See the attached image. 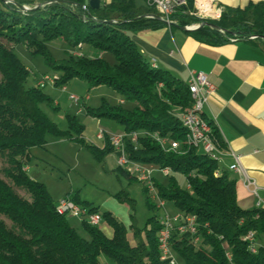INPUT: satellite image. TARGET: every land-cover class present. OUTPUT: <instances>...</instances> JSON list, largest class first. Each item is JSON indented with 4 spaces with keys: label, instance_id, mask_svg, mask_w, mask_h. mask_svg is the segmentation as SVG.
Returning a JSON list of instances; mask_svg holds the SVG:
<instances>
[{
    "label": "trees",
    "instance_id": "obj_1",
    "mask_svg": "<svg viewBox=\"0 0 264 264\" xmlns=\"http://www.w3.org/2000/svg\"><path fill=\"white\" fill-rule=\"evenodd\" d=\"M90 1L0 0V264H105L104 257L115 264H168L161 259L158 246L159 216L152 215L140 227L132 213L126 225L112 212H102L77 193H69L67 197L77 204L101 213L111 230L108 234L101 226L82 221L84 235L67 215L58 213L46 184L29 175L25 168L32 148L45 147L50 136L83 145L101 162L116 149L109 135L103 146L89 141L84 135L86 126L76 114H66L67 129L48 116L44 103L60 107L44 88L27 85L30 70L15 52L17 44L41 55L60 73L56 86L79 78L90 89L111 86L124 98L125 103L103 101L96 108L82 103L87 115L112 119L126 132L145 130L181 143L177 151L165 150L150 134L140 137L138 145L126 143L130 159L171 169L166 182L155 177L160 197L197 218L199 244L188 233L173 237L179 258L186 264H231L230 251L235 264H264V207H240L236 178L218 160L187 143L181 113L192 105L188 82L169 69L153 67L133 38L143 30L199 24L186 32L200 42L249 41L264 46V0L246 6L224 5L220 18L211 19L179 9L171 16V24L153 6L138 5L136 0L102 1L99 8L91 7ZM189 1L192 7L193 0ZM55 39L70 47L63 59H57L48 46ZM84 45L113 54L116 62L76 52ZM208 122L212 138L225 150L218 128ZM117 171L136 179L121 167ZM178 174L185 177L187 187L180 184ZM144 190L149 208L158 210ZM115 198L134 209L135 200L126 191ZM250 231L257 232L261 243L256 253L243 239Z\"/></svg>",
    "mask_w": 264,
    "mask_h": 264
},
{
    "label": "crops",
    "instance_id": "obj_2",
    "mask_svg": "<svg viewBox=\"0 0 264 264\" xmlns=\"http://www.w3.org/2000/svg\"><path fill=\"white\" fill-rule=\"evenodd\" d=\"M102 1L111 2L112 0H100L101 3ZM216 1L221 6H246L250 2L262 0ZM136 3L147 6L146 0H136ZM175 28L183 33H177ZM133 38L149 60L153 58L156 60L157 67L170 70L173 68L178 74L176 76L187 82L192 72L202 71L216 85L217 90L211 96L203 115L205 120L216 125L225 142L226 149L219 161L220 166L236 178L240 207L258 208L259 203H264V46L249 41L211 45L196 40L185 29L171 26L160 30L139 31L133 35ZM89 54L95 56L91 52ZM99 56L104 55L101 53ZM39 78H36L35 85ZM86 96L90 98L89 94ZM87 101L85 104L88 103ZM122 102L125 103L124 99ZM77 111V113H84L82 107ZM96 119L100 121L99 118L91 117V120ZM100 128L108 133L125 131L124 126L121 127L123 130L117 132L101 125ZM95 144L103 146L104 141L101 140ZM116 163L118 168V156ZM238 165L242 167V172L235 169ZM27 167L29 172L31 169ZM249 182L253 183L248 184ZM178 211L177 209L175 213ZM113 214L119 219L115 213ZM72 223L82 229L80 220L78 223ZM104 230L111 234L110 229ZM131 242L134 243V239ZM104 263L114 264L107 258L104 259Z\"/></svg>",
    "mask_w": 264,
    "mask_h": 264
},
{
    "label": "rangeland",
    "instance_id": "obj_3",
    "mask_svg": "<svg viewBox=\"0 0 264 264\" xmlns=\"http://www.w3.org/2000/svg\"><path fill=\"white\" fill-rule=\"evenodd\" d=\"M174 30L179 34L183 33L180 29L175 28ZM48 46L57 59L65 58L67 51L70 50L68 44L60 39L49 42ZM14 50L30 70L28 86H35L36 78L45 74L54 75L59 73L47 65L41 55H33L25 45L17 44ZM76 51L88 54L91 52L95 56H99L102 53L109 62H116L113 54L103 53L90 45H84V47L76 49ZM171 71L178 76L173 68H171ZM65 85L68 88L67 91H63V88L59 86L48 85L44 88L46 93L54 99L55 104H59L60 108L54 109L46 103L42 105L48 116L56 121L62 129H67L66 114L70 113L76 114L81 122L85 123L84 135L89 141L94 143L101 141L97 138L98 130L101 129L100 125L114 132L123 130L121 128L123 126L112 119L91 120L90 116L87 117L85 115V110L84 113H77L81 104L75 105L70 99V94H76L80 97L89 94L90 98L87 101V105L94 108L102 105L103 101H107L110 104L123 103V96L116 92L114 88L108 85H100L90 89L88 83L79 78H74ZM125 105L130 106L127 103ZM112 153L108 154L105 160L101 162L83 145L68 138L50 136L49 142L45 147L32 148L28 165L31 170L28 173L35 180L45 183L56 201L69 193H77L80 199L99 207L100 211L115 213L125 224L130 223V216L135 213L137 224L143 227L152 215H162L163 209L152 211L149 208L143 184L139 180L131 179L124 173L118 172L116 163L118 153L116 151ZM156 175L164 182L168 180L167 177L160 173H156ZM177 177L180 184L187 187L185 177L181 174H178ZM121 191H126L135 200L133 210L128 204L121 203L115 198V195ZM166 209H169L168 212L171 214L177 211V207L171 202H167ZM71 221L78 223L77 219H72ZM100 226L107 231L109 230L105 221ZM80 231L84 235L87 234L83 229ZM129 238L133 241L131 233ZM104 259L105 257L103 262ZM178 261L179 264H186L182 258L178 257Z\"/></svg>",
    "mask_w": 264,
    "mask_h": 264
},
{
    "label": "built area",
    "instance_id": "obj_4",
    "mask_svg": "<svg viewBox=\"0 0 264 264\" xmlns=\"http://www.w3.org/2000/svg\"><path fill=\"white\" fill-rule=\"evenodd\" d=\"M148 5L153 6L160 15L167 20L168 23H172L171 16L179 9H187L188 12L194 16L202 19L220 18L223 12V6H221L216 0H193L192 7H190L189 0H146ZM200 25L186 26L188 28H198ZM256 36H252L251 39H255ZM154 61H156L153 58ZM60 79V74H45L41 76L37 82V85L41 88L46 86H56V82ZM190 81L196 87V91L199 97V105L191 107L188 111L181 113V117H184L188 123V144L189 141H196V147L202 149L203 152L210 156H216L220 161L224 150L212 151L209 150L208 144H204L200 140L198 132V122L202 121V116L198 114V106H207L209 104L211 96L216 92L217 87L210 81L208 75L202 71L192 72ZM63 90H67L66 85L61 86ZM70 99L75 105L85 103L89 99V96L80 97L76 94H70ZM83 108V107H82ZM150 134L153 139L161 144L166 150L167 146H175L176 151L181 148L169 137H163L158 134L150 133L145 130H137L132 132H120V133H108L104 129H99L97 138L104 141L105 136L109 135V139L112 145L115 147L118 153V160L122 163V169L127 171L130 175L139 180L145 188L151 191V199L157 205L159 210L163 209L162 215H159L158 219L161 224V229L158 233V246L161 254V259L168 264H179L178 256L173 248V237L175 233L190 234L192 242L199 244L201 242V236L198 233V222L195 215L186 214L182 211H178L171 214L166 209L167 201L162 199L159 195L158 188L155 184V174L159 172L163 176H169L172 171L169 168H160L159 166H153L152 164L143 163L140 161L132 160L128 157L126 152V143L130 141L134 145H138L140 137ZM28 171V167L25 168ZM235 169L238 172H242L243 169L240 165ZM249 182L248 184H252ZM262 204V203H259ZM264 207V203H263ZM56 210L59 214L67 215L68 217H74L78 220L87 221L94 226H100L103 222L101 213L90 212V210L77 204L69 197H64L56 202ZM244 240H249V249L251 252L256 253L257 247L260 246V240L256 231H250L243 237ZM231 264H235L232 261V253L227 252Z\"/></svg>",
    "mask_w": 264,
    "mask_h": 264
},
{
    "label": "bare ground",
    "instance_id": "obj_5",
    "mask_svg": "<svg viewBox=\"0 0 264 264\" xmlns=\"http://www.w3.org/2000/svg\"><path fill=\"white\" fill-rule=\"evenodd\" d=\"M150 62H151V65L153 67H157L156 61L151 59ZM188 86H189L190 94H191V97H192V105H191V107H196V105H199V97H198V94H197V91H196V87L194 86L192 81H190V79L188 80ZM204 109H205V106H198V114H199V116H202V114L204 112ZM181 119H182L183 125L187 128V131H188L187 120L184 117H181ZM202 121H204V122H198V132H199L200 140L204 144H208L209 150L221 151V148L218 146V144L212 138V135H211L212 126L209 124V122L207 120H205L203 118V116H202ZM174 142L176 144H178V145H181V143L179 141H177V140H174ZM187 143H188V137H187ZM189 144L196 146V141H189ZM166 150H175L176 151V147L175 146H167ZM208 156H210V155H208ZM210 157L215 159V160H218V158L216 156H210ZM118 166L122 168V163L120 162V160H118ZM146 189H147L148 195L151 198V191H149L148 188H146ZM259 207H263V204H259ZM245 241L249 242V240H245ZM257 251H258V247H257Z\"/></svg>",
    "mask_w": 264,
    "mask_h": 264
},
{
    "label": "water",
    "instance_id": "obj_6",
    "mask_svg": "<svg viewBox=\"0 0 264 264\" xmlns=\"http://www.w3.org/2000/svg\"><path fill=\"white\" fill-rule=\"evenodd\" d=\"M90 6L93 7V8H99L100 7V0H91L90 1ZM182 29L193 30V29H196V28L183 27Z\"/></svg>",
    "mask_w": 264,
    "mask_h": 264
}]
</instances>
